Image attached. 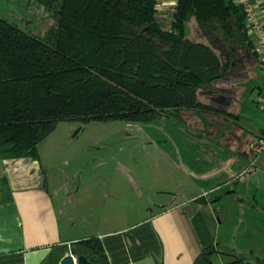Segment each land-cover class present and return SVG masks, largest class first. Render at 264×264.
Returning <instances> with one entry per match:
<instances>
[{
  "label": "crops",
  "instance_id": "crops-1",
  "mask_svg": "<svg viewBox=\"0 0 264 264\" xmlns=\"http://www.w3.org/2000/svg\"><path fill=\"white\" fill-rule=\"evenodd\" d=\"M176 1L157 0L158 15L170 14ZM251 2L264 21V0ZM252 47L251 56L264 64ZM200 102L211 107L203 124L211 130L221 117L227 132L189 137L230 148L243 127L239 118ZM194 111L184 110L179 121ZM253 130L245 140L249 149L240 145L222 156L215 148L204 158L196 151L180 165L145 169L72 164L59 150L42 151L47 136L37 156L0 153V264H57L71 253L70 243L91 236L102 242L109 264H191L208 243L222 251L212 264L264 260V186L255 178L264 174V151L256 155L250 146L264 126Z\"/></svg>",
  "mask_w": 264,
  "mask_h": 264
},
{
  "label": "trees",
  "instance_id": "trees-1",
  "mask_svg": "<svg viewBox=\"0 0 264 264\" xmlns=\"http://www.w3.org/2000/svg\"><path fill=\"white\" fill-rule=\"evenodd\" d=\"M37 1L56 19L43 37L0 17L3 156H37L38 143L60 120H182L184 110H208L196 90L229 68L214 48L253 46L233 0H177L167 16L158 15L157 0ZM191 17L213 47L186 37ZM70 247L109 264L97 236ZM216 253L222 251L208 243L191 264H212Z\"/></svg>",
  "mask_w": 264,
  "mask_h": 264
},
{
  "label": "rangeland",
  "instance_id": "rangeland-1",
  "mask_svg": "<svg viewBox=\"0 0 264 264\" xmlns=\"http://www.w3.org/2000/svg\"><path fill=\"white\" fill-rule=\"evenodd\" d=\"M0 17L39 37H43L49 28L56 25L53 12L37 0H0ZM185 35L192 41L213 47V42L200 29L194 17L186 21ZM219 47L222 50L216 47L214 50L220 55L222 62H228L229 68L208 86L198 87L196 98L223 106L229 110L227 116L239 118L237 120L243 126V132L241 129L237 132L230 148L223 144L215 146L205 138L191 140L189 134L192 131H215L216 138L223 134L225 136L227 132L226 122H222L224 119L221 117H218L221 123L213 125L211 130L208 125L203 124L200 118H210V114L202 110L194 111L193 117L186 118V122L167 115L138 122L122 119L89 122L60 120L46 140L41 142L42 151L45 148L59 150L63 160L88 167L104 164L106 167L121 165L142 169L155 165L177 166L184 156H196V151L204 158V155L208 157L209 151L215 148L222 156L223 152L227 153L226 150H235L240 145L243 149H249L248 144L245 145L246 136L250 138V133L247 132L254 129L256 133L259 127L264 126V109L256 102L259 88L264 89V64L251 56L252 45L251 48L241 43ZM57 156L60 157L58 154ZM247 169L252 171L255 168L249 165ZM255 178L264 186V174L259 177L255 175Z\"/></svg>",
  "mask_w": 264,
  "mask_h": 264
},
{
  "label": "built area",
  "instance_id": "built-area-1",
  "mask_svg": "<svg viewBox=\"0 0 264 264\" xmlns=\"http://www.w3.org/2000/svg\"><path fill=\"white\" fill-rule=\"evenodd\" d=\"M242 7L245 15V25L247 33L254 44V50L264 59V21H262L251 0H233ZM257 104L264 109V89L260 90L257 97ZM250 146L256 155L264 151V131L257 134L250 143ZM206 193V192H204ZM72 257L75 255L70 253Z\"/></svg>",
  "mask_w": 264,
  "mask_h": 264
},
{
  "label": "water",
  "instance_id": "water-1",
  "mask_svg": "<svg viewBox=\"0 0 264 264\" xmlns=\"http://www.w3.org/2000/svg\"><path fill=\"white\" fill-rule=\"evenodd\" d=\"M72 253V252H71ZM57 264H96L93 257H87L83 254L72 255L69 253L63 256Z\"/></svg>",
  "mask_w": 264,
  "mask_h": 264
},
{
  "label": "flooded vegetation",
  "instance_id": "flooded-vegetation-1",
  "mask_svg": "<svg viewBox=\"0 0 264 264\" xmlns=\"http://www.w3.org/2000/svg\"><path fill=\"white\" fill-rule=\"evenodd\" d=\"M229 58H228V60H230V56H228ZM227 64H228V62H227Z\"/></svg>",
  "mask_w": 264,
  "mask_h": 264
}]
</instances>
